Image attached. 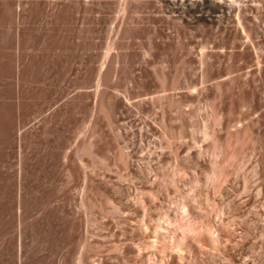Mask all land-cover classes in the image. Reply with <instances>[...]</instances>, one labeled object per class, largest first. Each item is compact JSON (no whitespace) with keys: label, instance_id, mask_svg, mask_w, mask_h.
Wrapping results in <instances>:
<instances>
[{"label":"rangeland","instance_id":"obj_1","mask_svg":"<svg viewBox=\"0 0 264 264\" xmlns=\"http://www.w3.org/2000/svg\"><path fill=\"white\" fill-rule=\"evenodd\" d=\"M164 1L0 0V264H264V0Z\"/></svg>","mask_w":264,"mask_h":264},{"label":"built area","instance_id":"obj_2","mask_svg":"<svg viewBox=\"0 0 264 264\" xmlns=\"http://www.w3.org/2000/svg\"><path fill=\"white\" fill-rule=\"evenodd\" d=\"M220 0H165L164 8L170 16H177L190 21L201 15L207 19L214 18V9L221 5ZM192 11V14H189Z\"/></svg>","mask_w":264,"mask_h":264},{"label":"bare ground","instance_id":"obj_3","mask_svg":"<svg viewBox=\"0 0 264 264\" xmlns=\"http://www.w3.org/2000/svg\"><path fill=\"white\" fill-rule=\"evenodd\" d=\"M225 1H227V2L229 1V3H224V5L219 6V7L217 8V9H218L217 12H218V11H219V12H222V11H224L225 9L233 8V7H232L233 5H235V7H236V4H237L236 1H237V0H225ZM240 1H241V0H240ZM244 1H245V0H244ZM222 4H223V3H222ZM225 12H226V11H225ZM216 14H217V13H216ZM205 137H206V135H205ZM203 138H204V137H203ZM263 151H264V150H263ZM245 182H246V181H245ZM263 182H264V181H263ZM262 184H263V183H262ZM173 189H174V188H173ZM173 189H172V190H173ZM175 190H176V189H175ZM170 191H171V190H170ZM173 191H174V190H173ZM173 191H171V192L173 193ZM176 192H177V191H176ZM176 192H174V193H176ZM257 196L261 197V198L264 200V185H261V186L258 188ZM186 197H187V196H186ZM183 198H184V197H183ZM183 200H184V204H183V206H182V212H181V213H182V216L185 217L186 220H187L188 217H189V212H188V206H189V205H188L187 199L184 198ZM197 207L199 208V206H197ZM262 207H263V209H264V203H263ZM199 210H200V209H199ZM202 211H203V210H202ZM202 211L200 212V213H202V216H203V220L201 221V225H200V226H201V228H200L201 230L204 229V228L206 227V225H207V223L205 222V219L207 220V218L204 217L205 214H204V212H202ZM199 215H200V214H199ZM206 216H207V215H206ZM263 217H264V216H263ZM200 218H201V217H200ZM204 218H205V219H204ZM263 221H264V220H263ZM215 222H216V221H215ZM199 223H200V222H199ZM195 227H196V223H195V224L193 223V224H192V227L189 228L190 231H191L193 228H195ZM207 227H208V226H207ZM211 227H212L211 229H213V232H214V233H215V232L218 233V236H216V237H217V241H218L219 244H220V245H219L220 248H224V247L227 245V244H225V243L228 242V239H229V238L226 239L225 243L223 242L224 245H221V243H222V242H221L222 236H221V234H220V233H221V232H220V230H221L220 227H221V226H219L218 223H215V224L212 225ZM205 229H206V228H205ZM205 229H204V230H205ZM211 229H210V230H211ZM194 230H195V229H194ZM210 230H209V231H210ZM195 231H196V230H195ZM205 231H206V230H205ZM211 233H212V232H211ZM227 233H228V232H227ZM260 237L262 238V240H264V231L260 233ZM260 237H259V238H260ZM214 239H215V238H214ZM222 240H223V239H222ZM211 241H212V239H211ZM213 241H215V240H213ZM223 241H224V240H223ZM218 242H216V243L218 244ZM151 243H152V246L155 247V245H156V240H153ZM212 243L215 245L214 242H212ZM228 243H229V242H228ZM262 246H263V245H261V247H262ZM154 247H153V248H154ZM214 247H216V246H214ZM217 247H218V246H217ZM261 247H260V248H261ZM176 248L179 249L180 246L177 245ZM176 248H175V249H176ZM258 248H259V247H258ZM218 250H219V249H218ZM260 250H262V249H260ZM263 251H264V246H263ZM216 252H217V251H216ZM261 252H262V251H261ZM261 252H260V253H261ZM258 255H260V254L258 253ZM261 260H262V259H261Z\"/></svg>","mask_w":264,"mask_h":264}]
</instances>
